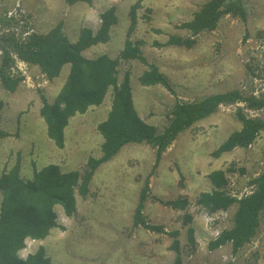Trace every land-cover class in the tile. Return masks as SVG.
<instances>
[{
	"label": "rangeland",
	"instance_id": "1",
	"mask_svg": "<svg viewBox=\"0 0 264 264\" xmlns=\"http://www.w3.org/2000/svg\"><path fill=\"white\" fill-rule=\"evenodd\" d=\"M138 1L141 5L130 38L143 41V55L158 67L173 89L172 93L162 85H141L139 77L148 66L138 60H120L119 82L130 74L134 106L145 121L163 130L177 101H194L214 93L239 89L244 94L264 96V0H243L246 19L224 16L215 30L197 35L191 48H159L153 42H166L171 34L190 37L176 25L190 20L208 0H90L72 5L65 0H0V18H13L12 31L18 37L46 33L62 22L65 34L76 41L83 27L96 31L100 14L116 5L118 23L112 28L110 40L84 54L90 58L107 54L117 59L128 38L131 8ZM153 28L162 33L153 32ZM16 69L24 75V81L15 92L6 91L0 83V100L5 103L1 124L10 134L0 139V175L18 159L21 175L28 180L49 164H57L63 171H83L89 158L101 156L103 138L97 126L110 111L112 88L102 104L71 118L65 129V146L59 148L48 137L40 109L42 96L50 102L56 98L69 65L54 80H48L37 66L22 61L17 62ZM239 107H244L248 116L264 118V109H247L245 103L220 106L216 113L178 136L150 177L144 213L152 223L166 224L170 230L182 228V256L188 264H264V210L258 234L234 254L230 244L210 250L208 243L232 226L237 205L208 214L195 204L200 193L213 189L209 174L214 170L234 169L228 175L227 190L238 198L255 189L250 181L264 171V131L248 148H235L219 157L212 154L241 128L236 116ZM155 160L156 149L151 145H125L98 167L88 196H77L75 215L68 217L56 207L57 222L64 229H52L44 240H27L21 257L44 246L55 264H150L155 259L170 264L171 237L133 226L139 195ZM179 197L190 200L186 210L158 201ZM2 200L0 193V210ZM187 213L194 216L192 225L200 240L195 250L187 241V225L183 224Z\"/></svg>",
	"mask_w": 264,
	"mask_h": 264
},
{
	"label": "trees",
	"instance_id": "2",
	"mask_svg": "<svg viewBox=\"0 0 264 264\" xmlns=\"http://www.w3.org/2000/svg\"><path fill=\"white\" fill-rule=\"evenodd\" d=\"M65 1L70 5L81 1L90 2ZM140 5L138 1L131 8L128 38L117 59L107 54L94 58L84 54L92 46L110 40L112 28L118 23L116 5L100 14L101 23L96 31L83 27L76 41H71L65 34L62 22L46 33L31 32L26 37H18L12 31L13 18H0V83L6 91L15 92L24 81V75L16 69L18 61L37 66L48 80L57 78L62 68L69 65V73L56 98L50 102L46 96H42L40 109L48 137L57 147L65 146V129L70 119L102 104L109 90H113L108 116L97 126L103 138L102 155L89 158L83 171H63L59 165L49 164L36 171L34 178L28 180L21 175V161L18 159L11 169L0 175V193L3 196L0 210V264H55L44 246L25 258L21 257L20 252L26 248L28 239L44 240L52 229H64L57 222L56 207H61L68 217L75 215L77 196H88L90 182L98 167L110 161L130 143L148 144L156 149L154 166L145 180L135 208L133 226L169 235L172 238L169 249L175 253L172 264H188L182 256L179 231H166L163 225L151 223L144 214L145 202L151 190L150 177L157 169L163 153L181 133L216 113L222 105L241 102L246 104L247 109H264V96L244 94L239 89L214 93L194 101H177L163 130L145 121L134 106L130 74L126 73L124 80L119 82L120 60H138L148 66L149 69L139 77L141 85H162L172 93L173 89L158 67L149 63L143 55V41L130 38ZM226 15L246 19L243 0H208L190 20L176 25L177 29L187 31L190 37L171 34L166 42L156 40L153 46L191 48L196 43L197 35L215 30ZM152 30L157 34L162 33L158 28ZM4 106V101L0 100V139L10 135L1 124ZM243 110L244 107H239L236 113L241 128L232 132L212 153L213 156L219 157L235 148H248L264 131V118L248 116ZM232 172L234 169L231 167L212 171L209 179L213 189L200 193L195 204L208 214L227 211L237 205L232 226L222 230L209 243L210 250L231 244L235 254L259 232L261 213L264 210V171L250 181L255 189L241 198L227 190L228 175ZM158 201L176 210H186L191 204L186 197ZM192 220V214L187 213L183 217L184 224L188 225ZM187 240L195 250L197 242L192 226L188 227Z\"/></svg>",
	"mask_w": 264,
	"mask_h": 264
},
{
	"label": "crops",
	"instance_id": "3",
	"mask_svg": "<svg viewBox=\"0 0 264 264\" xmlns=\"http://www.w3.org/2000/svg\"><path fill=\"white\" fill-rule=\"evenodd\" d=\"M71 120V119H70ZM101 123V122H100ZM102 155V154H101ZM172 208V207H171ZM180 211H183V210H180ZM145 214V213H144ZM146 216V215H145ZM184 217V216H183ZM148 219V218H147ZM193 220H195L194 219V216H193ZM193 220H192V222L190 223V224H184V222H183V224L186 226L187 225V230H188V227L189 226H192L193 227V225H192V223H193ZM151 222V221H150ZM152 223V222H151ZM153 224H157V223H153ZM160 225H163L164 227H165V229H166V231H173V230H170L167 226H166V224H160ZM135 228H137V227H135ZM142 228V227H141ZM194 228V227H193ZM174 230H178L179 231V239H180V243H181V247H182V237H181V235H182V228H177V229H174ZM187 230H186V237H187ZM149 231V230H148ZM151 232V231H150ZM154 233H156V232H154ZM159 234H163V233H159ZM219 234H220V232H219ZM218 234V235H219ZM167 235V234H166ZM194 235H195V239H196V242H197V245H198V242H200V240L198 239V238H196V231H195V228H194ZM217 235V236H218ZM169 236V235H168ZM216 238V237H215ZM215 238H213V239H215ZM172 239V238H171ZM212 239V240H213ZM29 240V239H28ZM30 240H32V239H30ZM188 241V240H187ZM170 242V241H169ZM171 243H172V241L169 243V245H168V247H170V245H171ZM209 243H210V241H209ZM209 243H208V247H209ZM197 245H196V247H197ZM227 245V244H226ZM231 245V244H230ZM225 246V245H224ZM223 247V246H222ZM221 248V247H220ZM170 250V249H169ZM216 250V249H215ZM170 251H172V250H170ZM173 252V251H172ZM173 254V260H174V258H175V253L173 252L172 253ZM173 260H172V262H173ZM155 262H151L150 264H161L162 263V261H161V259H160V261H159V259H155L154 260ZM172 262L170 263V264H172Z\"/></svg>",
	"mask_w": 264,
	"mask_h": 264
}]
</instances>
